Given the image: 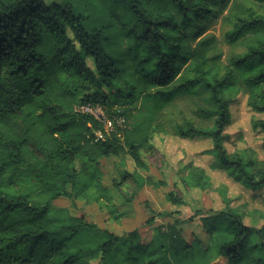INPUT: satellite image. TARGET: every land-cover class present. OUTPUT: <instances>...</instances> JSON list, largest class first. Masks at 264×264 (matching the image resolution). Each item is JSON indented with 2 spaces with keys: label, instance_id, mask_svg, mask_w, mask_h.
I'll return each instance as SVG.
<instances>
[{
  "label": "trees",
  "instance_id": "trees-1",
  "mask_svg": "<svg viewBox=\"0 0 264 264\" xmlns=\"http://www.w3.org/2000/svg\"><path fill=\"white\" fill-rule=\"evenodd\" d=\"M208 12L205 0H0V264H209L217 258L264 264V214L261 225L244 224L223 184L217 187L223 207L199 219L205 246L186 240L173 225L143 244L136 229L122 238L51 205L93 185L84 163L123 154L137 170H147L143 152L153 149L149 134L133 141L126 128L123 145L117 131L93 140L92 131L101 125L73 112L75 105L100 103L111 114H124L118 103L152 104L163 96L159 114L186 96L209 126L184 118L170 130L164 123V131L157 122L149 133L207 137L210 147L203 153L212 157L211 170L225 171L247 189H264V160L251 149L229 152L224 145L229 104L238 92L246 94L251 110L264 114V17H234L226 33L230 42L252 31L258 36L218 74L208 66L210 39L197 40L184 58V40L176 34ZM179 63H189L180 76ZM253 127L264 134V118ZM183 168L184 187L210 188L203 167ZM131 175L137 190L147 183L141 173ZM127 176L124 167L116 187ZM15 178L31 179L47 199L9 193L4 181ZM166 198L183 204L171 192Z\"/></svg>",
  "mask_w": 264,
  "mask_h": 264
},
{
  "label": "rangeland",
  "instance_id": "rangeland-1",
  "mask_svg": "<svg viewBox=\"0 0 264 264\" xmlns=\"http://www.w3.org/2000/svg\"><path fill=\"white\" fill-rule=\"evenodd\" d=\"M205 1L209 8L205 18L176 34L184 40L181 53L184 58L197 40L210 39L212 50L209 52L208 66L211 71L222 74L230 59L241 53L248 41L258 36L256 31H252L246 33L243 38L230 42L226 33L231 29L234 17L249 14L264 17V0ZM123 46L124 42H121L119 47ZM86 63L91 67L89 59H86ZM188 67L189 63H179V76ZM152 101V104L145 105L143 99H138L133 105L117 104L124 112V135L133 141L150 135L153 149L143 152L148 169L137 170L132 160L123 154L121 158L108 156L99 158L95 163H84L87 175L93 178V185L77 197H58L51 201V205L60 212L81 216L94 222L122 238L127 231L136 229L143 244L148 243L158 229L167 231L168 226L173 225L186 240L199 239L205 246L207 235L199 219L202 215H211L223 207L222 197L217 191V187L223 184L226 186L229 205L242 212L243 223L261 225L264 214V189H247L235 182L225 171L211 170L209 165L212 157L203 153L210 147L207 137L180 138L164 132L149 133L157 122H161L160 128L164 131V123L166 129L170 130L184 118L192 119L195 124L209 126V122L197 116L190 100L186 96H178L166 108L163 107L160 114L158 109L164 105V96L163 99L158 97ZM229 116V125L224 130L227 135L224 142L227 151L251 149L258 159L264 160V134L260 129L253 127V121L264 118V114L251 110L247 105L246 94L238 92L229 104ZM121 129L123 128H117L116 131L118 140L123 145L124 135ZM189 163L205 169L211 185L209 189L183 186L181 178L187 174L183 166ZM81 166V162L75 164L77 170ZM124 167L128 176L116 187ZM134 171L147 179V183L139 190L136 189L134 175H131ZM4 185L12 194H28L33 200L47 199L29 178L5 180ZM67 191H70L69 185ZM169 192L181 197L183 204L173 205L168 202L166 195ZM124 196L130 200H125ZM149 219L151 222L146 223ZM209 264H226V261L217 258Z\"/></svg>",
  "mask_w": 264,
  "mask_h": 264
},
{
  "label": "built area",
  "instance_id": "built-area-1",
  "mask_svg": "<svg viewBox=\"0 0 264 264\" xmlns=\"http://www.w3.org/2000/svg\"><path fill=\"white\" fill-rule=\"evenodd\" d=\"M73 112L88 115L101 125V128L92 131V139L95 141H104L117 128L125 127L122 114H111L100 103H80L73 107Z\"/></svg>",
  "mask_w": 264,
  "mask_h": 264
}]
</instances>
